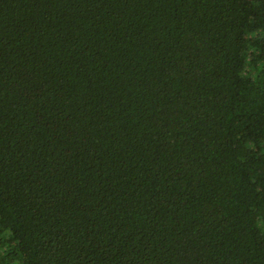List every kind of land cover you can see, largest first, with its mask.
<instances>
[{"label": "trees", "instance_id": "1", "mask_svg": "<svg viewBox=\"0 0 264 264\" xmlns=\"http://www.w3.org/2000/svg\"><path fill=\"white\" fill-rule=\"evenodd\" d=\"M0 264H264V0H0Z\"/></svg>", "mask_w": 264, "mask_h": 264}]
</instances>
